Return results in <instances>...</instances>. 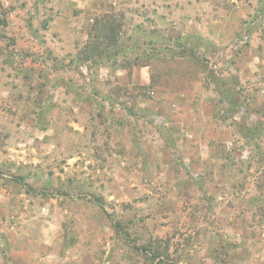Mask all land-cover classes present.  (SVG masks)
I'll use <instances>...</instances> for the list:
<instances>
[{
	"label": "rangeland",
	"instance_id": "obj_1",
	"mask_svg": "<svg viewBox=\"0 0 264 264\" xmlns=\"http://www.w3.org/2000/svg\"><path fill=\"white\" fill-rule=\"evenodd\" d=\"M0 227L3 264H264V0H0Z\"/></svg>",
	"mask_w": 264,
	"mask_h": 264
},
{
	"label": "crops",
	"instance_id": "obj_2",
	"mask_svg": "<svg viewBox=\"0 0 264 264\" xmlns=\"http://www.w3.org/2000/svg\"><path fill=\"white\" fill-rule=\"evenodd\" d=\"M186 64V63H185ZM181 67H186L187 68V70L189 69H191V70H194L195 68H194V65L193 66H190V65H188V63H187V65H183V66H181V65H179V63H176V64H173L172 65V69L170 70H167V69H164V67H162V69H160L159 71H157V72H161V76L163 77V80H162V86H165V88H167L168 86H167V82H169L168 80H166V79H164V73H166L165 74V77L166 76H168V73L170 74H172L174 77V79H175V81H178V86L175 88V91H177V92H179V93H183L184 91H188V92H193V91H195V90H199V83H198V80L196 79V78H194V76L192 75V74H189V73H186V75H183L182 74V70H180V68ZM165 70V71H164ZM164 72V73H163ZM177 74V75H176ZM179 74H181V75H179ZM169 77V76H168ZM171 78L172 77H170L169 79L171 80ZM119 82L121 83V84H123L124 82L122 81V80H119ZM170 89H173V88H170ZM172 91V90H171ZM187 92V93H188ZM206 115H208L207 113H206ZM205 118H208V117H205ZM1 228V230H5L6 232H10V229L12 228V227H0ZM8 244H9V247L10 248H14V245H13V243H12V240L11 239H9L8 240ZM23 245H21V249L22 250H24V248H26V245H27V242H26V240L24 239L23 240V243H22ZM20 253V251H16V252H14L13 254L14 255H17V254H19ZM21 254H23L22 256H26L27 255V253H21ZM25 254V255H24ZM29 258H26V257H21V259L20 260H18V259H12V262H14L13 264H18L19 262L21 263V264H28V262H29ZM5 261V259H4V257H3V254H1V252H0V264H3V262ZM36 261H34V263H35ZM38 263H39V261H38Z\"/></svg>",
	"mask_w": 264,
	"mask_h": 264
},
{
	"label": "trees",
	"instance_id": "obj_3",
	"mask_svg": "<svg viewBox=\"0 0 264 264\" xmlns=\"http://www.w3.org/2000/svg\"><path fill=\"white\" fill-rule=\"evenodd\" d=\"M109 28H111V25H109ZM114 35V34H112ZM110 38V37H109ZM109 40H111L112 42H115L116 39L112 36ZM100 48V44L93 42V44L89 45L88 43L85 44V46L83 47V50L81 51L83 57H81L82 59L85 60H89L93 55H99L101 54V52L99 51ZM90 50V52H92V54H88V51Z\"/></svg>",
	"mask_w": 264,
	"mask_h": 264
}]
</instances>
